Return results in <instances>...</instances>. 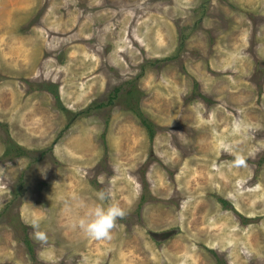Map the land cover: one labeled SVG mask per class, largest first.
<instances>
[{"label":"rangeland","instance_id":"rangeland-1","mask_svg":"<svg viewBox=\"0 0 264 264\" xmlns=\"http://www.w3.org/2000/svg\"><path fill=\"white\" fill-rule=\"evenodd\" d=\"M0 264H264V0H0Z\"/></svg>","mask_w":264,"mask_h":264},{"label":"clouds","instance_id":"clouds-1","mask_svg":"<svg viewBox=\"0 0 264 264\" xmlns=\"http://www.w3.org/2000/svg\"><path fill=\"white\" fill-rule=\"evenodd\" d=\"M245 163L244 156L239 153L235 154L231 161V164L235 167H241ZM95 195L98 202L82 204L81 206L84 208L83 214L75 218L73 226L78 227L89 239L110 238L111 229L116 219L123 217L125 211L117 202L102 203L110 199L109 194L104 189L98 190ZM66 206L70 207L71 205L66 203ZM30 224L32 228L30 237L41 244L46 243L48 237L46 232L41 230L39 219L33 217Z\"/></svg>","mask_w":264,"mask_h":264},{"label":"trees","instance_id":"trees-1","mask_svg":"<svg viewBox=\"0 0 264 264\" xmlns=\"http://www.w3.org/2000/svg\"><path fill=\"white\" fill-rule=\"evenodd\" d=\"M132 88V87H131ZM127 90L124 95V106L126 109L130 110L132 113H134L140 120L141 124L145 127V129L148 131L150 138L153 139L155 130H153V123H151L146 117L142 114L140 105H139V99H136L134 97V92L132 89ZM119 88H116L105 101H101L95 104V109L102 110L104 108H110L116 105V102L119 101ZM58 97V95L56 94ZM32 153L29 150H26L25 148H22L21 146L15 145L13 143H9L7 146L3 158L4 159H14V158H21V157H29ZM144 200V197H143ZM222 204H225L223 200H221ZM27 245L30 248V252H32V247L30 245V242H27Z\"/></svg>","mask_w":264,"mask_h":264},{"label":"water","instance_id":"water-1","mask_svg":"<svg viewBox=\"0 0 264 264\" xmlns=\"http://www.w3.org/2000/svg\"><path fill=\"white\" fill-rule=\"evenodd\" d=\"M171 234V233H170ZM169 235V233L166 235V236H168ZM162 237H165V235L164 236H162Z\"/></svg>","mask_w":264,"mask_h":264}]
</instances>
